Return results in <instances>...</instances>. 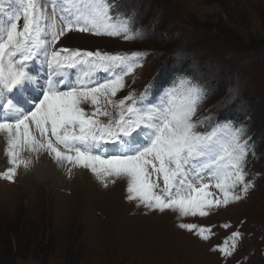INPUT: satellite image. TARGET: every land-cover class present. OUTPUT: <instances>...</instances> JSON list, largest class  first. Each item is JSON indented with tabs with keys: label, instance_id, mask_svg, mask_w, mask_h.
Instances as JSON below:
<instances>
[{
	"label": "rangeland",
	"instance_id": "obj_1",
	"mask_svg": "<svg viewBox=\"0 0 264 264\" xmlns=\"http://www.w3.org/2000/svg\"><path fill=\"white\" fill-rule=\"evenodd\" d=\"M42 2L51 13L56 0ZM111 4L113 13L135 17L137 34L129 32L132 38L125 39L123 33L71 31L56 48L139 53L134 59L140 66L124 78L125 86L113 99L134 94L146 110L162 105L183 81L202 86L207 99L197 109L196 117L202 121L197 130L210 131L216 125L243 128L249 145L245 180L252 187L247 194L238 187L240 200L193 217L137 207L136 201L126 198L123 178H110L104 187L84 169L81 176L67 172L60 181L43 186L36 176L32 179L31 173L18 168L12 181L0 175V264H264V0H111ZM18 5L19 0H0V24L8 22ZM59 11L57 6V16ZM169 59L175 60L168 64ZM185 59L189 60L184 63ZM38 60L27 62L37 83L11 94L25 109L42 97L40 86L48 79L45 59ZM61 72L56 79L62 90L82 80L95 85L111 76L99 70L84 77L82 65ZM82 107L89 114L94 110L87 103ZM108 111L115 116L118 109ZM107 119L101 117L103 122ZM145 131L142 126L141 139ZM117 146H102L99 152L108 155ZM207 182L214 197L223 199L214 187L216 181ZM180 223L210 228V238L201 240L179 228ZM235 232L240 235L231 250ZM226 241L231 254L219 250Z\"/></svg>",
	"mask_w": 264,
	"mask_h": 264
},
{
	"label": "snow or ice",
	"instance_id": "obj_2",
	"mask_svg": "<svg viewBox=\"0 0 264 264\" xmlns=\"http://www.w3.org/2000/svg\"><path fill=\"white\" fill-rule=\"evenodd\" d=\"M135 24L131 14L113 13L111 0H56L51 13L42 0H19L8 22L0 24V110L7 117L0 120V133L6 134L5 155L10 165L0 175L12 181L18 168L27 169L32 163L23 153H46L58 165H70L69 174L72 168L90 171L104 187L110 178L125 179L127 200L150 211L203 217L213 207L240 200L242 196L235 190L239 187L247 194L252 187L245 180L249 145L243 128L216 125L210 131L197 130L202 121L196 113L207 99L206 89L191 80L183 81L181 89L169 94L162 105L146 110L134 94L113 99L125 86L124 78L140 66L134 59L139 53L56 48L60 38L71 31L108 36L123 33L130 39L129 32L135 35L139 31ZM41 57L49 70L46 87L40 86L42 98L25 109L8 94L14 90L23 93L37 83L27 62ZM78 65L84 66L85 77L99 70L111 76L95 85L82 80L66 85L67 90L58 87L61 80L56 77L63 75L61 70ZM86 103L94 109L90 114L82 107ZM109 107L118 109L115 116ZM101 117L108 119L103 122ZM142 126L147 131L141 139ZM101 143L117 144V150L102 156ZM211 180L216 181L214 187L223 199L209 191L207 181ZM178 227L201 240L210 238V228L192 223ZM239 235L233 233L231 250ZM219 250L231 254L227 241Z\"/></svg>",
	"mask_w": 264,
	"mask_h": 264
},
{
	"label": "bare ground",
	"instance_id": "obj_3",
	"mask_svg": "<svg viewBox=\"0 0 264 264\" xmlns=\"http://www.w3.org/2000/svg\"><path fill=\"white\" fill-rule=\"evenodd\" d=\"M59 48H60V45H59ZM33 69H35V68H33ZM43 77L47 78L44 75H43ZM71 81H73V80H71ZM33 106H34V104H33ZM5 149H6V134L0 133V173H4L7 170V168L10 167V165L7 163V157L5 155ZM23 156L26 159H31L32 163L30 164V166L27 169L20 167L21 171L31 173L32 179H34V176H36L38 178L40 184L43 186L45 185L46 182H48L50 180L60 181L63 177L67 176L68 168L71 167L70 165H68L66 163L63 166L58 165L46 153H42V154L37 155L35 153L29 154V153L25 152V153H23ZM83 170L84 169H80V168H72V172L75 175H80V176L82 175Z\"/></svg>",
	"mask_w": 264,
	"mask_h": 264
},
{
	"label": "trees",
	"instance_id": "obj_4",
	"mask_svg": "<svg viewBox=\"0 0 264 264\" xmlns=\"http://www.w3.org/2000/svg\"><path fill=\"white\" fill-rule=\"evenodd\" d=\"M151 54H152V52L148 55V57L149 56H151ZM175 60V59H174ZM173 59H169V61L167 62L168 64L170 63V62H172V61H174ZM189 59H185V60H182L184 63L186 62V61H188ZM181 66H183V63L181 62ZM175 67H177V66H175ZM177 70L178 71H185L184 70V68L183 67H180L179 69H178V67H177ZM161 74H163L162 72H161Z\"/></svg>",
	"mask_w": 264,
	"mask_h": 264
}]
</instances>
